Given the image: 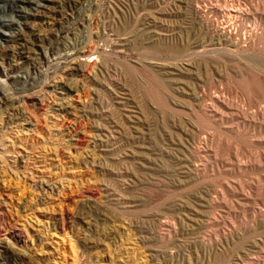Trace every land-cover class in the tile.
<instances>
[{
    "label": "rangeland",
    "instance_id": "obj_1",
    "mask_svg": "<svg viewBox=\"0 0 264 264\" xmlns=\"http://www.w3.org/2000/svg\"><path fill=\"white\" fill-rule=\"evenodd\" d=\"M0 264H264V0H0Z\"/></svg>",
    "mask_w": 264,
    "mask_h": 264
},
{
    "label": "bare ground",
    "instance_id": "obj_2",
    "mask_svg": "<svg viewBox=\"0 0 264 264\" xmlns=\"http://www.w3.org/2000/svg\"><path fill=\"white\" fill-rule=\"evenodd\" d=\"M23 2H27V3H30L32 0H22ZM233 3V2H232ZM235 3V2H234ZM225 4V3H224ZM223 4V5H224ZM219 5V4H218ZM236 5V4H235ZM41 8H46V4L43 3L42 5H40ZM225 7H220V13L223 17L222 20H220V23H213V21H210V26L212 29H214L217 34L219 35V37L223 38L225 42H228L227 46L231 47V48H234L236 47L237 45V41L239 40L238 38V30H237V19L242 16V9L240 10V5L238 8L237 5L234 6V5H230V6H226V4L224 5ZM215 7V6H214ZM196 8H197V12L202 15L204 14V10L203 9L204 7H201L199 2H197V5H196ZM211 8V7H210ZM219 8V7H218ZM246 11V10H244ZM247 13V12H246ZM244 15V14H243ZM217 22V21H216ZM251 30V29H250ZM240 32V31H239ZM245 32V31H244ZM248 32V31H247ZM251 34V33H250ZM241 37V36H240ZM244 37V36H242ZM253 39V37H252ZM254 40V39H253ZM244 40H242L243 42ZM240 42V41H239ZM216 44L217 45H223L221 43V40L217 39L216 41ZM228 47V48H229ZM239 48V47H237ZM234 51V50H233ZM95 52V51H94ZM100 53V52H99ZM98 54V53H97ZM100 55V54H99ZM163 222V221H162ZM169 222H163L162 226H165V225H168ZM170 225V224H169Z\"/></svg>",
    "mask_w": 264,
    "mask_h": 264
}]
</instances>
